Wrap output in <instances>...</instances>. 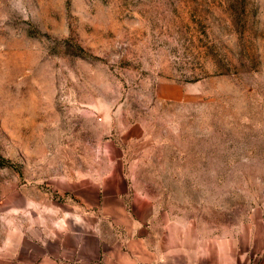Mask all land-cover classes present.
Masks as SVG:
<instances>
[{
    "label": "rangeland",
    "instance_id": "374dc122",
    "mask_svg": "<svg viewBox=\"0 0 264 264\" xmlns=\"http://www.w3.org/2000/svg\"><path fill=\"white\" fill-rule=\"evenodd\" d=\"M78 220L264 264V0H0V264Z\"/></svg>",
    "mask_w": 264,
    "mask_h": 264
},
{
    "label": "crops",
    "instance_id": "0c3cea01",
    "mask_svg": "<svg viewBox=\"0 0 264 264\" xmlns=\"http://www.w3.org/2000/svg\"><path fill=\"white\" fill-rule=\"evenodd\" d=\"M90 225L85 220L59 224L56 235L36 241L37 248L29 251L36 259L28 264H261L249 250L232 254L225 246L217 252L212 243L194 244L188 230L177 222L168 224L161 239L138 234L139 226L113 238L101 223Z\"/></svg>",
    "mask_w": 264,
    "mask_h": 264
}]
</instances>
